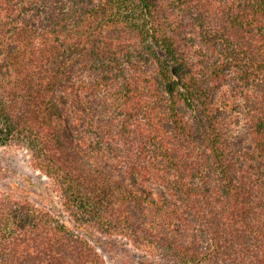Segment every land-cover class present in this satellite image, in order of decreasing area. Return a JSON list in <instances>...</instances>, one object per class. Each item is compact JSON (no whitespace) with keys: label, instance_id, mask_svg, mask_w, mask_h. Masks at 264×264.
Here are the masks:
<instances>
[{"label":"trees","instance_id":"trees-1","mask_svg":"<svg viewBox=\"0 0 264 264\" xmlns=\"http://www.w3.org/2000/svg\"><path fill=\"white\" fill-rule=\"evenodd\" d=\"M0 149V264H264V0H0Z\"/></svg>","mask_w":264,"mask_h":264},{"label":"rangeland","instance_id":"rangeland-1","mask_svg":"<svg viewBox=\"0 0 264 264\" xmlns=\"http://www.w3.org/2000/svg\"><path fill=\"white\" fill-rule=\"evenodd\" d=\"M154 3H161L165 0H151ZM184 36L186 37H195V32L193 27H191L190 20L188 16H184ZM79 74L78 79L85 78L84 75ZM82 77V78H81ZM220 93H215V97H219ZM222 119L225 124L226 135L231 143V145L236 149H248L251 147L250 134L246 124V120L243 116L242 111H230L223 110ZM70 127L74 134H79V129L76 125H73L69 120ZM5 167L9 169L13 175L12 178L5 180L3 176L0 177L2 185H8L10 182H19L23 181L29 182H38L40 173L32 170L29 158L27 155L19 150L10 151L6 149H0V167ZM3 173V172H2ZM11 176V175H10ZM14 180V181H13Z\"/></svg>","mask_w":264,"mask_h":264}]
</instances>
